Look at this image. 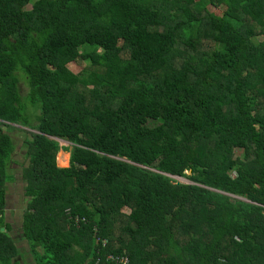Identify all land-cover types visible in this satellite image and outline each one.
I'll return each mask as SVG.
<instances>
[{"label":"trees","instance_id":"trees-1","mask_svg":"<svg viewBox=\"0 0 264 264\" xmlns=\"http://www.w3.org/2000/svg\"><path fill=\"white\" fill-rule=\"evenodd\" d=\"M258 35L264 0H0V264L13 125L33 264H264Z\"/></svg>","mask_w":264,"mask_h":264},{"label":"rangeland","instance_id":"rangeland-1","mask_svg":"<svg viewBox=\"0 0 264 264\" xmlns=\"http://www.w3.org/2000/svg\"><path fill=\"white\" fill-rule=\"evenodd\" d=\"M155 1L157 0H143V4L146 6H151ZM181 1V0H180ZM29 8L31 7L30 5L28 6ZM207 10L210 13H213L217 16H221L224 8H222V6H218L215 7L213 5H208L207 6ZM264 39L263 36L258 35L257 36V40L258 42H261ZM210 42L208 40H205L203 38H200V40H198V44L197 46L200 45V47H198L199 51H206V49H209V44ZM212 46V45H211ZM183 53L186 54L185 52V46H183ZM89 63L87 62H82V63H71L68 65V69L74 73V74H80L83 70H87L89 69ZM27 91V88L24 84L21 85V94L24 95ZM16 129H19L18 131H8L6 129V131L10 134L14 146H15V150L16 153L15 155H13L12 157V161L14 162V164H19V165H11L12 170V174L15 177V182L11 183L7 186V194H6V207H5V211H4V217H5V221L12 226V231L9 232V235H11L13 237V239L15 240L16 246L19 247V249H21V255H22V260L19 259V257L17 258V260H19L22 264H33V258L30 255V249L27 246V244L20 239V227H21V214L22 211L24 209L25 206V201H24V193H23V184L20 181V166L24 163V152L25 149L23 148V141L24 138H28V134L30 132H33L27 128H23L19 125H13ZM5 130V129H4ZM59 142L60 147L65 148L68 147L69 144L66 143L65 141H61V140H57ZM63 152L61 149L57 154L56 157V164L58 167H67L68 166V162H69V155ZM234 155L235 157H241L242 156V151L240 150H235L234 151ZM63 158V162L61 161V159ZM67 160V163L65 165H61V163H65ZM231 177H234L235 174L231 173L230 175ZM181 181V180H179ZM184 184H186L187 182H183ZM242 201H244L242 199ZM117 247V245H115Z\"/></svg>","mask_w":264,"mask_h":264},{"label":"built area","instance_id":"built-area-1","mask_svg":"<svg viewBox=\"0 0 264 264\" xmlns=\"http://www.w3.org/2000/svg\"><path fill=\"white\" fill-rule=\"evenodd\" d=\"M101 244L104 247L106 244V241H102ZM105 260L114 262L115 264H129V259L126 255L117 256V255L109 254L106 256Z\"/></svg>","mask_w":264,"mask_h":264},{"label":"water","instance_id":"water-1","mask_svg":"<svg viewBox=\"0 0 264 264\" xmlns=\"http://www.w3.org/2000/svg\"><path fill=\"white\" fill-rule=\"evenodd\" d=\"M1 231H3V229H1Z\"/></svg>","mask_w":264,"mask_h":264}]
</instances>
